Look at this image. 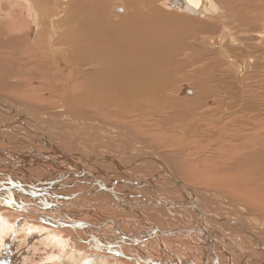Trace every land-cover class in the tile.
I'll return each mask as SVG.
<instances>
[{
  "label": "bare ground",
  "instance_id": "obj_1",
  "mask_svg": "<svg viewBox=\"0 0 264 264\" xmlns=\"http://www.w3.org/2000/svg\"><path fill=\"white\" fill-rule=\"evenodd\" d=\"M111 1L0 0V247L34 232L58 247L46 264H264V115L243 84L264 72V0H185L220 22L209 45L232 80L205 104L208 78L168 92L182 49L204 54L185 41L198 26Z\"/></svg>",
  "mask_w": 264,
  "mask_h": 264
},
{
  "label": "rangeland",
  "instance_id": "obj_2",
  "mask_svg": "<svg viewBox=\"0 0 264 264\" xmlns=\"http://www.w3.org/2000/svg\"><path fill=\"white\" fill-rule=\"evenodd\" d=\"M115 1V2H114ZM113 2V3H112ZM111 5H110V9H109V11H110V13L111 14H113V13H118L117 11H115V10H113V7L114 6H116V5H119V6H121V4L125 7V5H124V2L122 3V2H120L119 3V1H116V0H112L111 1ZM162 4V2H161V0H159V7L161 8V6H162V8L161 9H163V7H166V8H164L163 9V12L164 13H169L171 16H173V17H178V19L179 20H182V21H184L185 23L187 22V24L188 23H190V25H191V28H192V26L193 25H197L198 26V28H197V30L196 29H193L192 28V31H189L186 35L188 36L189 34H192L191 36L189 35L188 37H186V38H188V39H186L185 38V41H187V43H188V46H192V47H195V48H200V49H202V50H207V51H205L204 50V54L202 55V56H200L199 58H197V59H194L195 60V62L192 64L191 63V61L193 62V59L191 58L192 57V55L190 56V54H192V52L191 51H189V50H185V49H182V51L179 53V55H177V56H179V57H176V59L177 60H180V61H183V62H181V63H185L186 61V66H184V71L183 72H181L182 74H181V76H183L184 77V79H182L181 77L179 78V80H177L176 78H175V80L173 79L172 80V82H173V84L171 85V86H173L172 88H171V86H169V88H168V92H169V94L171 95V98L169 99V100H174L175 99V97H176V100H178L179 98L180 99H182V98H188V97H195L199 92V89H198V79H200V78H198V77H203V79H205L206 81H207V78H208V81H210V82H212V83H209L208 81L206 82V83H208V85H210L212 88H213V90H215V88L217 89V90H215V91H213L212 93H211V96L209 97V98H207V99H205V101H204V104L206 103V101H208L209 99H213L216 95H212V94H214V92H216L218 95L217 96H219V91L220 90H226L228 87H230L229 89H227V91L229 90V92L232 90L231 88V82H232V80H228V79H226V78H228L230 75H228V74H230V73H228V72H225L224 71V69H223V66L221 65V63L220 62H222V61H220V58L218 57V53H217V49H218V47L220 46V45H223V43H224V41L222 42H220V41H218L217 43H215V44H213V46H210L209 45V43H210V36H211V33H212V35H214V37L218 34V31L217 30H219L218 28H220V22L219 23H217V28H209V29H207L206 27H201V23L199 22V20L201 21L202 19H203V16H200V15H196V14H189V13H187V12H185V11H180L179 10V8L177 9V8H174L172 5H167V6H164V5H161ZM61 8V7H60ZM172 8H174V9H172ZM125 9H127L126 7H125ZM176 9V10H175ZM61 10H62V13H61ZM61 10L59 9L58 10V13H56L55 14V18L56 19H60V17H62V15H63V13L65 12V11H63V8H61ZM60 11V12H59ZM124 13V12H123ZM123 13H121V15L123 14ZM177 14H179V15H177ZM58 15V16H57ZM59 15H60V17H59ZM177 15V16H176ZM194 16V17H193ZM194 19H195V21H194ZM191 20H193V21H191ZM198 20V21H197ZM181 22V21H180ZM191 22H193L192 24H191ZM181 23H183V22H181ZM231 25H228V28L225 30V31H223L224 33H226V32H229V31H234V30H232L233 28H231L230 27ZM201 27V30L203 29V30H205V31H201V30H199V28ZM208 30V31H207ZM214 31L216 32L217 31V33H214ZM197 32V33H196ZM234 32H236V31H234ZM185 35V36H186ZM184 36V37H185ZM208 36V37H207ZM221 37V36H220ZM191 38V39H190ZM216 39V38H215ZM192 42V43H191ZM193 43H195V44H198V45H193ZM221 43V44H220ZM191 44V45H190ZM202 46V47H201ZM216 46V47H215ZM191 47V50L193 49ZM205 47H208L209 49H207V48H205ZM215 48V49H214ZM213 49V50H212ZM209 50H212V52L211 51H209ZM213 51H216V54H214V52ZM208 52V53H207ZM206 53V54H205ZM209 53H213L212 55H214V56H212V55H210ZM217 55V56H216ZM216 56V57H215ZM186 58V59H185ZM205 58H207V59H205ZM219 58V59H218ZM189 59H191V61L189 60ZM211 59H212V61H211ZM200 60V61H199ZM217 60V61H216ZM208 61V62H207ZM214 62V63H212L211 64V62ZM179 62V61H178ZM191 64H190V63ZM207 62V63H206ZM16 63V62H15ZM180 63V62H179ZM208 64L209 63V65H207V67H206V64ZM199 64V65H198ZM188 65H189V67H188ZM10 68L12 67V69H14V64L13 65H11V63L8 65ZM206 68H205V67ZM212 66V67H211ZM216 68H215V67ZM219 66V67H218ZM188 67V68H187ZM218 67V68H217ZM200 68V69H199ZM214 68V69H213ZM201 69H203V71L201 70ZM211 69V70H210ZM15 70V69H14ZM214 70V72H212ZM222 72H221V71ZM196 71V72H195ZM208 71V72H207ZM211 73H210V72ZM22 72V71H21ZM205 74H204V73ZM197 73H199V74H197ZM203 75H202V74ZM208 73H209V75H208ZM212 73H213V75H212ZM215 73V74H214ZM219 73V74H218ZM221 73H224L225 75H223V74H221ZM228 73V74H227ZM246 73V72H245ZM253 78H251V77H246V82H244L243 84H245V87L244 88H246L247 90L246 91H244V93H245V95L246 96H248V101H250V104H251V106H252V108H253V106H254V110L256 109H258V110H260V109H262L261 110V116H263L264 115V72H257V74H256V72H248ZM253 73V74H252ZM201 74V75H200ZM211 75V76H210ZM215 75V76H214ZM217 75V76H216ZM226 75H228V77L226 76ZM191 76V77H190ZM208 76V77H207ZM225 76V77H224ZM209 77H211V79H209ZM215 77V78H214ZM218 77V78H217ZM220 77H222V78H220ZM213 78V79H212ZM216 79H218L217 81H216ZM223 79V80H222ZM177 80V81H176ZM212 80V81H211ZM214 80V81H213ZM227 80H228V82H229V84L227 83V85H224V83H226L227 82ZM251 80V81H250ZM187 81V82H186ZM220 83H219V82ZM214 82V83H213ZM217 82V83H216ZM224 82V83H223ZM184 84H187V85H189V86H192V87H194L196 90H197V92H195V93H193V94H185V93H183L182 95H180L179 94V92H180V90H179V87L180 86H182V85H184ZM174 85H176V86H174ZM213 85V86H212ZM219 85V86H218ZM225 86H226V89H224L225 88ZM228 86V87H227ZM260 86V87H259ZM174 87H175V89H174ZM222 88V89H221ZM67 90V89H66ZM174 91H176L173 95L171 94V92L173 93ZM259 94V95H258ZM180 95V96H179ZM174 96V97H173ZM182 96V97H181ZM226 97H228V95L227 96H225V98ZM253 97V98H252ZM218 98H220V97H218ZM179 99V100H180ZM221 100H223V98L221 99ZM135 102V101H134ZM133 102V103H134ZM253 102H255V104L253 103ZM259 102V103H258ZM262 102V103H261ZM261 103V104H260ZM257 104V105H256ZM258 104H260V105H258ZM214 105V104H213ZM263 106V107H262ZM132 107H136V106H133L132 105ZM259 107H261V108H259ZM130 110V111H129ZM129 110H127V111H125V114H126V116L128 117V122H133L134 120L133 119H135V117H133V116H131V110H132V108L131 109H129ZM195 111H198V110H195ZM203 110H202V108L198 111V113L199 112H202ZM263 111V112H262ZM168 112H170V113H172L171 111H168ZM128 114V115H127ZM147 114H149V111H148V113ZM187 116H189L190 114H191V111L190 112H187V113H185ZM208 114V113H207ZM164 115V114H163ZM163 115H161L160 116V120H164V118H162V116ZM195 115H196V113H195ZM260 116V117H261ZM131 117V118H130ZM162 118V119H161ZM131 119V120H130ZM178 120V121H177ZM201 120V121H200ZM225 120H227V118L226 119H224V121ZM167 122L165 123L164 121H163V125H168V124H171L172 123V121H170V120H166ZM176 121L177 122H179V121H182L181 119L179 120V119H176ZM196 121H198V122H196ZM195 122H194V127H195V130L197 131V133H194V135L195 136H193V134H191V131H188L187 133H188V136L189 137H187V146L188 147H186L185 148V150L187 151V152H190V153H194V152H196V151H198L197 150V148H196V143L193 141V142H191V137L193 136V138L194 139H196L195 141H197L198 140V142H200L201 144H204L205 143V140H204V138H206V136H202L201 134H199V132L198 131H200V128L199 127H204L205 126V124L207 123V122H209L210 123V121H206V120H203L202 118H200V119H197ZM200 121V122H199ZM200 123V124H199ZM203 123V125H201ZM205 123V124H204ZM211 124V123H210ZM213 124V123H212ZM211 124V125H212ZM225 125H229V124H225ZM261 130H262V128L261 129H259V133L261 132ZM263 131V130H262ZM191 134V135H190ZM170 135L172 136V138H174L175 136H174V134L173 133H171L170 132ZM200 135H201V138H200ZM171 136H169V137H171ZM203 137V138H202ZM174 139H178L177 137H175ZM203 140V141H202ZM208 146V145H207ZM190 147V148H189ZM259 170V171H258ZM257 171V173L258 174H260L261 173V170L260 169H258ZM35 235V233L33 232V238H29V239H25L23 236L24 235H21V234H19L17 237H15L14 239H12L13 237H11L10 238V241H9V243H11V244H9V243H7L6 244V246H3V247H0V264H46V262L48 261H51L52 260V256H54L55 257V255L56 254H58L59 255V250H58V247L56 246V247H53V245H52V243L51 242H48L47 240H43V241H40L39 240V238L37 237V236H34ZM37 238V239H36ZM12 239V240H11ZM35 240V241H34ZM36 242V243H35ZM42 242V243H41ZM42 244H45V245H42ZM47 244V245H46ZM38 245V246H37ZM44 246V247H43ZM50 246V247H49ZM52 247V248H51ZM34 249V250H33ZM37 249V250H36ZM46 249V250H45ZM35 250H36V252H35ZM57 250V251H56ZM29 251V252H28ZM56 251V252H55ZM18 254V255H17ZM52 254V255H51ZM55 254V255H54ZM50 255V256H49ZM49 257V259L46 257ZM57 256V255H56ZM50 257H52L51 259H50ZM21 258V259H20ZM29 259V260H28ZM62 258H60V260H61ZM26 260H28V261H26ZM44 261V262H43ZM31 262V263H30ZM113 264H117V263H113Z\"/></svg>",
  "mask_w": 264,
  "mask_h": 264
},
{
  "label": "water",
  "instance_id": "obj_3",
  "mask_svg": "<svg viewBox=\"0 0 264 264\" xmlns=\"http://www.w3.org/2000/svg\"><path fill=\"white\" fill-rule=\"evenodd\" d=\"M169 4L172 5L173 7L179 8L182 11H185L189 14H197V10L195 9V7H193L191 4L187 3L185 0H170ZM115 9L117 11L123 10L122 6H117ZM184 93H192V91L189 92V90H187V88H185Z\"/></svg>",
  "mask_w": 264,
  "mask_h": 264
}]
</instances>
